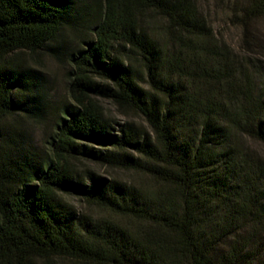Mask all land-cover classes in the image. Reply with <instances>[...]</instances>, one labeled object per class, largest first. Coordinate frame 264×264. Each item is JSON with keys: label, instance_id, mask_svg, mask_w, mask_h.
Masks as SVG:
<instances>
[{"label": "trees", "instance_id": "trees-1", "mask_svg": "<svg viewBox=\"0 0 264 264\" xmlns=\"http://www.w3.org/2000/svg\"><path fill=\"white\" fill-rule=\"evenodd\" d=\"M226 1L248 62L224 40L203 48L214 33L197 0L84 5L92 38L70 53L73 102L62 109L52 156L40 165L13 154L14 138L1 125L9 115L36 114L40 95L37 71L15 56L60 57L63 25L77 23L75 0H0V264H264V156L231 138L238 131L264 145V82L256 90V73L264 79V0ZM148 10L165 19L170 42L202 69L200 84L163 73L166 53L146 28ZM173 56L169 66L190 73ZM100 97L140 113L150 132L106 115ZM79 156L132 164L162 186L78 172L72 159ZM61 193L142 224L77 213Z\"/></svg>", "mask_w": 264, "mask_h": 264}, {"label": "rangeland", "instance_id": "rangeland-1", "mask_svg": "<svg viewBox=\"0 0 264 264\" xmlns=\"http://www.w3.org/2000/svg\"><path fill=\"white\" fill-rule=\"evenodd\" d=\"M94 0H75L71 15L75 16L76 26L64 23L61 38L65 42V47L59 50V56L50 51H41L37 54L17 53L16 59L24 58L26 63L37 71L38 80L36 93L38 103L36 106V114H20L9 115L3 119L1 125L8 135L14 138L12 144L18 149H13V154L20 156L23 160H31L36 164L43 165L52 156V138L57 130V122L60 119L62 109L67 104L73 102L71 97V72L73 70L72 63L69 59L70 53L76 51L83 45V42L92 38L91 27L94 23L93 16L84 8V5L92 3ZM199 9L202 11L206 21L212 26L214 37L207 40L202 45L208 48L211 44H220V40H224L229 48V53L236 57L242 56L249 61L250 55L245 54L240 49V30L229 23V5L226 0H197ZM69 17L67 16V19ZM73 18V17H72ZM69 20V19H68ZM147 30L157 40L159 46L166 53L167 62L164 65L163 73L174 74V79L191 81V83H199L203 80L197 79L201 75L202 69H194L196 65L186 56L185 50L180 49L178 45L170 42L167 35L166 21L154 10H148L144 19ZM203 44V42L201 43ZM201 49V51H205ZM173 58L181 59V63L187 66L186 71L190 73L182 74L177 67H170L168 60ZM176 63V61L173 60ZM186 62V63H185ZM175 66H178L175 64ZM194 72V73H192ZM102 82L101 79H97ZM146 80V79H145ZM264 82L260 73H256V90ZM144 86H148L143 81ZM99 102L103 107L106 115L115 121L122 122L125 120L133 121L141 125L147 132L150 127L145 118L132 109H123L110 98H99ZM240 149H248L257 152L258 155L264 156V145L252 140L245 134L242 135L238 131H234L231 137ZM128 156L139 158L141 162H151L149 159L140 156L131 151H126ZM78 172L84 173L92 171L93 173L103 177L104 179H115L122 183L139 185L142 188L150 190L158 189L162 186V181L152 176L149 172L139 169L137 166L127 163L110 164L97 161L86 156H79L72 159ZM60 196L66 202L71 204L77 213L91 215L93 218H106L119 223L127 224L130 227L141 226L142 222L136 218L117 215L114 212L98 207L88 205L82 198L76 194L61 193ZM54 264H74L67 259H56Z\"/></svg>", "mask_w": 264, "mask_h": 264}]
</instances>
